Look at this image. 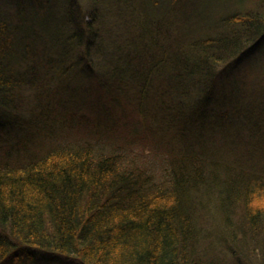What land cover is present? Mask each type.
<instances>
[{
	"label": "trees",
	"instance_id": "1",
	"mask_svg": "<svg viewBox=\"0 0 264 264\" xmlns=\"http://www.w3.org/2000/svg\"><path fill=\"white\" fill-rule=\"evenodd\" d=\"M100 5L0 0V264H264V157L242 138L263 146L264 122L231 81L232 67L264 65V0L189 42L159 0L107 41ZM221 74L232 89L211 114ZM204 118L210 135H194ZM137 139L165 155L161 181L130 153Z\"/></svg>",
	"mask_w": 264,
	"mask_h": 264
},
{
	"label": "rangeland",
	"instance_id": "2",
	"mask_svg": "<svg viewBox=\"0 0 264 264\" xmlns=\"http://www.w3.org/2000/svg\"><path fill=\"white\" fill-rule=\"evenodd\" d=\"M143 0H101V14H103L102 22L104 27L109 31L110 35L107 37V41L116 40L118 43H122L124 39L123 36H126L128 33H131L134 29L133 26L138 24L139 15H141L137 9L142 12L144 10ZM258 0H176L174 4H172L168 9L161 10L162 16L159 15V18L163 17L164 25L171 30L172 37L176 38L179 41L185 40V42L192 41L194 39L210 36L216 34L222 27L219 24H216L217 18H221L232 14L234 12L240 10H251L257 6ZM171 4V3H170ZM140 6L141 8H139ZM45 18V17H43ZM41 17V19H43ZM138 30V29H137ZM135 30V34L137 33ZM139 34V33H138ZM142 34V33H141ZM130 37V36H129ZM145 35L143 36V38ZM264 42V40H262ZM127 42H130L127 41ZM125 42V43H127ZM142 45H139L140 48ZM250 49V47H249ZM262 50L260 51V53ZM256 53L255 58H258L264 64V54ZM230 60L226 61V69L229 68ZM229 63V64H228ZM250 61H245L241 64V66H235L234 72L231 74L232 80L238 82V85L234 87V90L237 91V96H241L243 99V103L249 104L251 109L246 110V112L251 113L255 112L258 116L263 119L264 122V65L260 68L259 60L254 62L253 65H250ZM250 65V66H249ZM222 67V66H221ZM256 68H259L258 71ZM225 74H221L216 77L213 91H212V102L210 103V107L214 103V99L218 96L224 95V99L229 97V90L231 87L225 85V88L222 86L223 77ZM236 78V79H235ZM234 83V82H233ZM234 98L235 91H232ZM252 100V102H251ZM255 102V103H254ZM211 114L215 113L214 107L211 109ZM207 117V116H205ZM207 118H204L198 121L197 131L194 135H210L211 132V121L205 122ZM246 121V118H244ZM111 127H115V125H111ZM201 130H198V129ZM246 133H242L243 141L250 149L246 154L249 157L252 156H263L264 152L260 151L263 149L259 142L254 140H248ZM73 138L71 135H66L60 138V142L63 144L69 143ZM211 140V141H210ZM135 144L133 145V149L131 150L132 155H138L141 159L146 161L150 165V170L153 171L156 175H160L157 179L158 181L162 180L163 174H166L167 163H165V155L162 152H159L156 148L153 150L154 146L147 145L143 140H135ZM207 141L213 143L216 139L207 137ZM98 146H102L104 150H108L111 148V145H104L102 142H97ZM159 148L163 149L158 145ZM129 149V148H128ZM259 149V150H255ZM246 157V156H245ZM215 217V215H214ZM215 223L212 226H216L213 231H211L210 241H213L214 246L209 247L210 249L218 250L219 244L225 245L227 244V238L225 235V228L221 225L218 226L217 219L214 220ZM48 256V254H46ZM9 261V262H8ZM5 264H64L58 256H54L52 259H40L38 262L34 260H29L28 257L24 256L16 261L10 259L5 262ZM72 264V262H71Z\"/></svg>",
	"mask_w": 264,
	"mask_h": 264
},
{
	"label": "bare ground",
	"instance_id": "3",
	"mask_svg": "<svg viewBox=\"0 0 264 264\" xmlns=\"http://www.w3.org/2000/svg\"><path fill=\"white\" fill-rule=\"evenodd\" d=\"M168 4H170V2H165V1H163V0H159V6L160 7H163V8H165V9H168L169 7H170V5H168Z\"/></svg>",
	"mask_w": 264,
	"mask_h": 264
}]
</instances>
